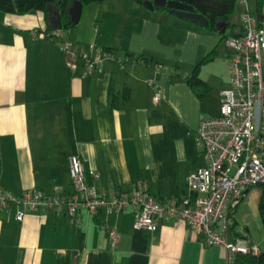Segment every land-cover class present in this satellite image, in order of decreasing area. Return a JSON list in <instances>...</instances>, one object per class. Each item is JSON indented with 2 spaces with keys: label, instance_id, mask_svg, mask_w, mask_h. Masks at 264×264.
<instances>
[{
  "label": "crops",
  "instance_id": "1",
  "mask_svg": "<svg viewBox=\"0 0 264 264\" xmlns=\"http://www.w3.org/2000/svg\"><path fill=\"white\" fill-rule=\"evenodd\" d=\"M130 12L138 22L119 32L114 42L103 37L100 28L90 39L77 31L72 40L63 38L64 31L60 39L42 37L52 21L44 12H0L1 190L69 194L68 160L78 154L89 183L100 193L129 192L139 184L163 198L188 192V175L205 163L195 141L197 128L203 119L218 114L225 88L219 90L217 110L202 114L199 96L186 76L214 49L218 56V44L197 29L203 25L171 11L136 2ZM176 20H181L180 31L165 24ZM61 40L114 48L113 57L88 72L79 61L78 70L72 71L58 44ZM138 55L144 57L137 60ZM126 87L129 99H124ZM261 196L262 188L253 187L234 217L239 237L263 250ZM17 210V205L0 207V264L230 262L227 248L206 245L182 219L160 218L158 229L151 232L134 228L132 211L107 215L83 208L71 218L38 209L18 221ZM104 223L118 229L116 242L101 229ZM236 236L231 230L230 239Z\"/></svg>",
  "mask_w": 264,
  "mask_h": 264
},
{
  "label": "built area",
  "instance_id": "2",
  "mask_svg": "<svg viewBox=\"0 0 264 264\" xmlns=\"http://www.w3.org/2000/svg\"><path fill=\"white\" fill-rule=\"evenodd\" d=\"M242 7V24L235 34L226 36L232 50L230 85L220 92L221 101L216 116L201 121L196 131V143L201 147L205 163L187 177L188 192L171 197H158L144 184L132 191L100 193L89 183L83 159L78 154L69 157L72 192L69 194L44 189H29L13 193L0 189V207L17 205L16 219L23 221L30 211L55 210L75 218L80 209L92 214L107 215L132 211L134 228L154 232L159 219H182L208 246L228 249L230 260L237 254H259L258 244L236 236L230 239L235 207L245 200L253 187L264 183V0H237ZM51 39L61 38L62 31L41 33ZM59 46L72 71L79 61L86 72L97 68L101 61L113 57L112 52L94 44L61 40ZM158 93L155 99H159ZM96 179L98 173L91 170ZM80 223V219H77ZM116 242L118 229L104 223L101 227Z\"/></svg>",
  "mask_w": 264,
  "mask_h": 264
},
{
  "label": "trees",
  "instance_id": "3",
  "mask_svg": "<svg viewBox=\"0 0 264 264\" xmlns=\"http://www.w3.org/2000/svg\"><path fill=\"white\" fill-rule=\"evenodd\" d=\"M74 0H0V12L5 14H16V15H25L32 11H42L49 18L50 10L58 11L61 18V27H57L53 24V21H49L47 28L43 33H49L54 30H70L75 24H73L70 20V16L68 14V9ZM84 7L92 2H102L104 0H80ZM140 4H146L147 0H134ZM153 1V0H151ZM182 3H186L195 8L197 13L204 15L209 25H203L207 30L211 32H219L217 23L218 22H227V30L230 26L229 19L231 15L234 13L237 0H175ZM154 10H166L171 11V7L166 6H155ZM51 20V19H50ZM188 20V19H186ZM222 34V33H221ZM235 34V31H231L228 35ZM225 34V36H228ZM105 50L109 52H113L114 48L104 47ZM133 56V55H131ZM144 56L138 55L136 57L137 60L142 59ZM217 57V50L214 49L210 53L203 56L199 62L193 67L191 73L186 76L187 83L189 86L197 93L200 99L206 97L210 91L212 90L211 84L206 81L201 76V71L203 66L214 61ZM197 89H200V92H197ZM130 88L126 87L124 91V99L130 98ZM116 99H114L113 103L115 107H118L116 103ZM259 187L262 188V196L259 202V215L261 222L263 224L264 229V183H262ZM240 204V203H239ZM239 204L235 207L233 216H235L236 209ZM238 228V222L235 220L232 225L231 230L239 236L236 232ZM229 264H264V249L260 251L259 254H243L237 253L229 262Z\"/></svg>",
  "mask_w": 264,
  "mask_h": 264
},
{
  "label": "rangeland",
  "instance_id": "4",
  "mask_svg": "<svg viewBox=\"0 0 264 264\" xmlns=\"http://www.w3.org/2000/svg\"><path fill=\"white\" fill-rule=\"evenodd\" d=\"M133 4L136 5V2L134 0H104L102 2L89 3L83 9V13L79 24L74 26L70 30L67 31L63 30L64 31L63 38L64 39L66 38L67 40H72L73 39V37L71 36L72 33L77 31L78 33H80V35L84 37H88L90 39L91 34L93 35L95 33V30L100 28L101 32L103 33L102 34L103 37L107 36L108 41L114 42L119 32L124 31L125 29L126 31L127 29L129 30L130 27L134 25L133 23L138 22V20L130 12V7ZM241 14H242V7L239 4H237L234 13L231 15L229 19L230 26L227 30L226 33L227 35L231 33L232 30L237 31L238 28H240L242 24ZM180 21L181 20H176V22L174 23H172V21H167L165 22V24L167 27L170 28L171 26L175 25L179 30L181 25ZM200 28L203 29L205 27L202 26ZM200 28H198L197 26V29L199 31L207 33V37H205L206 40H208L211 36V39L214 40L216 44H218V51H219L217 58L214 61L203 66L201 71L202 78L207 79L212 86V90L206 97H204L203 99L199 98V101L201 103L200 111L203 114L204 112L206 113V110L208 109L214 111L217 110L220 99L219 90L222 88L229 87L228 84L230 80L231 66L229 65L230 63L228 57L231 49L226 45L227 39L225 34H221L219 32H210L205 28L208 31L206 32L200 30ZM70 31L71 34H69ZM90 42L92 41L87 42L88 44L86 43L85 45L91 44ZM99 48L100 50L103 49L102 45H99ZM114 51L116 55L119 49H115ZM184 70L185 68H183V75H184ZM197 92H200V89H197ZM197 146L204 159V155L201 147L198 144ZM258 223H259V219H258ZM262 235H264V232Z\"/></svg>",
  "mask_w": 264,
  "mask_h": 264
},
{
  "label": "water",
  "instance_id": "5",
  "mask_svg": "<svg viewBox=\"0 0 264 264\" xmlns=\"http://www.w3.org/2000/svg\"><path fill=\"white\" fill-rule=\"evenodd\" d=\"M147 5L150 9H154L155 6H166L171 7V12L184 17L186 19H191L200 23L201 25H209L207 18L195 11V8L186 3H182L175 0H147ZM84 5L80 0H74L68 9V14L70 16V20L73 24H78L80 22L82 13H83ZM50 19L53 21V24L57 27H61V18L58 11L50 10ZM222 24V26H221ZM217 26L222 34H224L227 30V22H218Z\"/></svg>",
  "mask_w": 264,
  "mask_h": 264
},
{
  "label": "flooded vegetation",
  "instance_id": "6",
  "mask_svg": "<svg viewBox=\"0 0 264 264\" xmlns=\"http://www.w3.org/2000/svg\"><path fill=\"white\" fill-rule=\"evenodd\" d=\"M221 26H222V24H221ZM226 33H227V30H226V32L224 34H226Z\"/></svg>",
  "mask_w": 264,
  "mask_h": 264
}]
</instances>
